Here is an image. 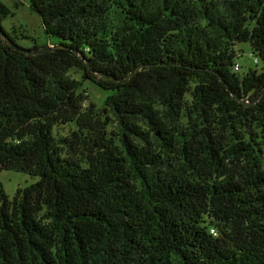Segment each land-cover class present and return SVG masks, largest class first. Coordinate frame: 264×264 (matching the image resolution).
I'll use <instances>...</instances> for the list:
<instances>
[{
    "label": "trees",
    "instance_id": "obj_1",
    "mask_svg": "<svg viewBox=\"0 0 264 264\" xmlns=\"http://www.w3.org/2000/svg\"><path fill=\"white\" fill-rule=\"evenodd\" d=\"M27 3L57 42L0 0V173L39 179L1 187L0 264H264V0Z\"/></svg>",
    "mask_w": 264,
    "mask_h": 264
},
{
    "label": "rangeland",
    "instance_id": "obj_2",
    "mask_svg": "<svg viewBox=\"0 0 264 264\" xmlns=\"http://www.w3.org/2000/svg\"><path fill=\"white\" fill-rule=\"evenodd\" d=\"M6 3L14 13V16L7 18L3 24L5 30L15 40V42L24 48H33L35 45L42 47L54 46L57 42L56 38L48 36L42 27L40 17L30 10L27 0H2ZM18 5V7H16ZM249 43H239L234 47V51L238 56V64L240 65V74H245L250 69L258 70L263 68V62L258 59L250 48ZM256 59L258 62L256 63ZM71 76L77 80L81 77L72 73ZM87 90L89 101L95 102L97 108L103 107L105 99L109 93L91 82L85 81L81 90ZM115 123H110L108 130H114ZM69 131V127H62L60 132L65 134ZM38 178L29 176L15 171H1L0 173V191L1 187L4 192L13 197L18 188L30 186L38 182Z\"/></svg>",
    "mask_w": 264,
    "mask_h": 264
},
{
    "label": "built area",
    "instance_id": "obj_3",
    "mask_svg": "<svg viewBox=\"0 0 264 264\" xmlns=\"http://www.w3.org/2000/svg\"><path fill=\"white\" fill-rule=\"evenodd\" d=\"M235 69H236L237 71H239V70H240V65H239V64H236Z\"/></svg>",
    "mask_w": 264,
    "mask_h": 264
}]
</instances>
